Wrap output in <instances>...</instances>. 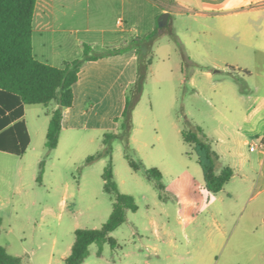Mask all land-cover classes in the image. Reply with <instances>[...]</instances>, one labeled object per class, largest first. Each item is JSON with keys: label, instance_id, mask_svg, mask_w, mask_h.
I'll return each mask as SVG.
<instances>
[{"label": "rangeland", "instance_id": "rangeland-1", "mask_svg": "<svg viewBox=\"0 0 264 264\" xmlns=\"http://www.w3.org/2000/svg\"><path fill=\"white\" fill-rule=\"evenodd\" d=\"M169 9L173 12L169 26L141 37L134 48L139 53L124 50L119 74L99 76L90 88L76 87L77 99L64 110L56 149L50 151L46 145L56 103L26 106L32 136L29 148L23 155L0 151V245L21 256V264H64L75 230L100 228L109 219L113 198L104 190L102 177L108 158L90 164L86 160L104 148L106 133L122 132L127 100L135 101L140 60L146 63L149 58L152 64L144 73L143 91L133 110L130 144L146 167L162 171L166 190L161 191L144 170L130 166L123 141L115 138L116 181L123 193L135 197L139 208L129 210L127 221L112 233L119 245L104 244L99 256V245L93 243L83 264H143L144 260L264 264V176H257V166L247 168V182L238 173L221 192L211 193L192 146L182 136L183 129L196 126L216 131L228 115L209 94L212 82L202 73L229 65V53L215 42L221 37L220 25L215 16H197L193 9L184 13ZM191 75L198 81V90L206 91L202 95L191 85ZM223 78L224 72L215 73L216 80ZM241 85L247 93L253 92L250 84ZM229 117L234 118L230 113ZM231 127L232 136L242 138L239 126ZM243 150L248 154L249 146L245 144ZM154 246L160 258L147 257Z\"/></svg>", "mask_w": 264, "mask_h": 264}, {"label": "crops", "instance_id": "crops-1", "mask_svg": "<svg viewBox=\"0 0 264 264\" xmlns=\"http://www.w3.org/2000/svg\"><path fill=\"white\" fill-rule=\"evenodd\" d=\"M176 3L175 7L182 13L193 9L197 16H215L221 28V37L215 39L216 45L229 53L226 68L202 71L207 81L212 82L209 94L228 110L216 131L206 126V132L201 126L219 155L220 168L230 166L234 170V176L225 186L238 173L243 174L242 181L247 182V168L258 167L257 176H264V152L251 148L254 143L264 142V0H176ZM164 12L173 16L168 6L160 7L152 0H37L33 17V52L38 60L63 67L68 61L82 58L85 45H89L95 54L103 53L151 35L160 28L159 19ZM227 40L228 47L225 46ZM129 49L128 52L135 50ZM126 53L85 62L79 80L73 85L74 93L79 84L86 89L92 87L99 76L119 74ZM218 72H224L222 80L215 79ZM256 75L260 78L256 79ZM189 81L197 94L202 95L205 90H198L196 77L191 75ZM245 83L250 84L251 94L247 90L243 92L241 84ZM229 113L234 118H230ZM231 125L239 126L242 138L232 136ZM245 144L249 146L248 154L243 150ZM73 244L69 246L71 251ZM153 251L147 257H161L158 247L154 246ZM69 255L65 254L64 258ZM155 261L144 260L143 264H154Z\"/></svg>", "mask_w": 264, "mask_h": 264}, {"label": "trees", "instance_id": "trees-1", "mask_svg": "<svg viewBox=\"0 0 264 264\" xmlns=\"http://www.w3.org/2000/svg\"><path fill=\"white\" fill-rule=\"evenodd\" d=\"M160 7L176 8V0H152ZM37 0H0V151L23 155L31 144V133L25 119L26 105L57 104L53 110L47 131V148L51 151L59 145L63 129L64 110L74 105L73 85L79 80L81 68L87 61H95L104 56L135 48L142 38L135 39L126 47L93 53L85 45L82 58L68 61L63 67H55L38 60L33 52V17ZM144 42V40H143ZM147 40H145V44ZM149 52L151 45L148 44ZM139 53V49L137 50ZM141 59V58H140ZM152 64V58L146 63L140 60L139 75L135 88V101L127 100L123 111L122 132L106 133L103 139L104 148L90 155L86 162L93 163L101 158H108L103 172L104 190L113 198V209L109 219L96 229L78 228L75 230V241L72 251L65 258L64 264H83L91 254V245H99L98 255H103L104 244L113 248L119 245L112 233L128 219V211H137L139 206L133 195L123 193L116 181L113 164V146L115 138L125 145V157L135 170H144L150 179L156 181L161 191L166 190L163 173L156 167L148 168L139 153L130 144L133 130V110L143 91L144 73ZM243 92L245 88L241 85ZM182 136L189 143L201 166L206 189L211 193L221 192L234 176L230 166L220 168L219 155L200 126L194 129H183ZM46 160L40 163L38 181L41 183ZM0 219V226H1ZM23 258L8 252L0 245V264H21Z\"/></svg>", "mask_w": 264, "mask_h": 264}, {"label": "water", "instance_id": "water-1", "mask_svg": "<svg viewBox=\"0 0 264 264\" xmlns=\"http://www.w3.org/2000/svg\"><path fill=\"white\" fill-rule=\"evenodd\" d=\"M170 22H171L170 12H164L159 19V26L166 27L170 24Z\"/></svg>", "mask_w": 264, "mask_h": 264}, {"label": "built area", "instance_id": "built-area-1", "mask_svg": "<svg viewBox=\"0 0 264 264\" xmlns=\"http://www.w3.org/2000/svg\"><path fill=\"white\" fill-rule=\"evenodd\" d=\"M251 148H253V149L259 148L264 152V142L261 141L259 143H254L253 145H251Z\"/></svg>", "mask_w": 264, "mask_h": 264}]
</instances>
